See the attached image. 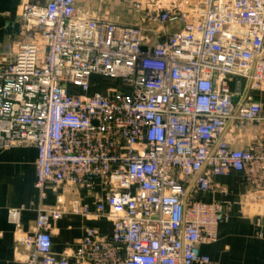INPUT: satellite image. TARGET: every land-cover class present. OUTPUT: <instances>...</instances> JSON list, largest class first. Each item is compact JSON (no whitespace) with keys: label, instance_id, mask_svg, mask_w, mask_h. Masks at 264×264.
<instances>
[{"label":"built area","instance_id":"1","mask_svg":"<svg viewBox=\"0 0 264 264\" xmlns=\"http://www.w3.org/2000/svg\"><path fill=\"white\" fill-rule=\"evenodd\" d=\"M143 20L22 0L0 56V147L36 148L42 201L62 185L94 198V210L41 204L17 237L27 264H211L201 246L228 209L200 196L232 171L263 226L264 107L251 93L264 91V0H152ZM95 75L118 85L89 94ZM21 212L9 211L17 227ZM68 214L108 219L112 233L88 227L59 257L53 223Z\"/></svg>","mask_w":264,"mask_h":264},{"label":"crops","instance_id":"2","mask_svg":"<svg viewBox=\"0 0 264 264\" xmlns=\"http://www.w3.org/2000/svg\"><path fill=\"white\" fill-rule=\"evenodd\" d=\"M83 1L85 3H83ZM82 14L105 17L124 24L140 25L152 0H76ZM22 0H0V56L6 53V45L17 36L18 19ZM80 9V8H79ZM112 13V14H111ZM111 14V18L108 16ZM264 107V91L251 93ZM264 130V123L261 126ZM242 147L243 145H238ZM38 152L34 147L4 149L0 147V264H27L24 247L17 241L18 235L33 231L38 218V207L44 204L54 207L59 202L71 203L78 198L94 210V198L85 191L62 185L57 189L48 186L47 198L42 201L35 187V162ZM215 193L200 196L205 202L223 201L227 205L228 220L220 225L218 239L203 244L201 252L210 257L211 264H264V216L262 228H258L252 204L246 202L250 188L244 174L232 171L229 176L215 179ZM78 197V198H77ZM21 209L20 225L11 222L9 211ZM113 224L105 218L87 219L65 215L53 223V250L61 257L78 246V241L88 227L101 234L110 235ZM20 232V233H19Z\"/></svg>","mask_w":264,"mask_h":264},{"label":"rangeland","instance_id":"3","mask_svg":"<svg viewBox=\"0 0 264 264\" xmlns=\"http://www.w3.org/2000/svg\"><path fill=\"white\" fill-rule=\"evenodd\" d=\"M83 3H85V2L83 1ZM79 8H80V11L84 10L81 6ZM111 14L108 16L109 18H111ZM91 81H92V88H91L89 94H94V93H98V92L99 93H108V92L114 90L118 85L117 80H114V79H111L108 77H104V76H100V75L93 76Z\"/></svg>","mask_w":264,"mask_h":264}]
</instances>
